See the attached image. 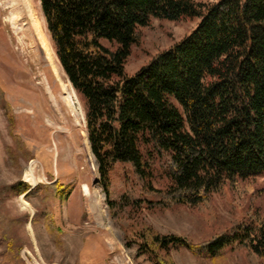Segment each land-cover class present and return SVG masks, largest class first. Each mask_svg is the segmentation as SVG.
Wrapping results in <instances>:
<instances>
[{"label": "trees", "instance_id": "trees-1", "mask_svg": "<svg viewBox=\"0 0 264 264\" xmlns=\"http://www.w3.org/2000/svg\"><path fill=\"white\" fill-rule=\"evenodd\" d=\"M40 8L59 66L83 102L99 185L124 246H136L151 264H173L168 253L174 249L211 264H226L228 252L244 250L250 264H264V217L256 210L198 244L159 234L138 218L143 209L176 206L210 217L213 194L264 175V0H40ZM153 19L198 23L128 75L125 63L141 44L140 29ZM1 106L15 144L6 148L8 162L29 160L12 134L10 106ZM118 165L130 169L132 180L116 196ZM157 175L164 187L152 186ZM4 189L41 203L69 195L57 182L28 191L18 181ZM41 212L59 243L49 212ZM14 223L0 210L2 238L11 249L14 236H6V227Z\"/></svg>", "mask_w": 264, "mask_h": 264}, {"label": "rangeland", "instance_id": "rangeland-1", "mask_svg": "<svg viewBox=\"0 0 264 264\" xmlns=\"http://www.w3.org/2000/svg\"><path fill=\"white\" fill-rule=\"evenodd\" d=\"M6 3L7 0H0V210L16 223L6 227V236H14L12 249L2 238L0 229V264H151L145 256L137 255L136 246H124L123 233L109 215L99 185L97 165L95 163L94 167L89 161L91 152L86 143L85 116L84 121L79 118L77 124L62 101L63 97L70 96L77 112L84 115L83 102L55 57L40 0H31V6L51 59L60 68L58 79L44 59L29 20L23 15L14 19V27L20 29L15 31ZM197 23V19L178 22L151 20L148 27L140 29L141 44L132 48L125 63L126 73L133 75L153 56L187 36ZM45 91L51 92L57 107H52ZM1 101L10 106L14 122L12 134L28 152L29 160L19 158L12 163L7 160L6 148L14 149L15 144L7 129ZM47 119H50L49 124L45 122ZM115 173L118 181L113 180V188L118 196L127 189L125 185L132 180V173L128 167L120 165L115 166ZM18 181L25 183L28 191L37 184L57 182L63 194L69 192V195L62 200L55 194L49 201L41 203L34 197H25V193L19 194V189H4ZM166 183L159 175L151 180L154 188L164 187ZM84 184L91 192L93 186L97 187L111 230L100 225L91 214L89 199L82 191ZM135 190L138 192L137 187ZM211 205V219H206L210 218L206 217L207 214L204 216L184 206L143 209L138 218L159 234H174L192 243H201L228 230L235 221L247 219L251 211L256 210L264 217V175L238 182L235 186L225 185L212 195ZM43 208L49 212L54 230L60 232L59 243L45 229ZM4 251L7 252L6 258ZM168 257L173 264H211L184 249L171 250ZM225 263L250 264L244 250L228 252Z\"/></svg>", "mask_w": 264, "mask_h": 264}, {"label": "bare ground", "instance_id": "bare-ground-1", "mask_svg": "<svg viewBox=\"0 0 264 264\" xmlns=\"http://www.w3.org/2000/svg\"><path fill=\"white\" fill-rule=\"evenodd\" d=\"M6 5L8 6L9 9V14L12 17L11 19V23L14 27V21L20 17V16H24L26 17L29 22L31 27L34 29V33L36 36V40L38 42V44L40 45V48L43 52L44 55V59H46V61H48V65H50L51 71L53 76L58 79L61 76V72H60V68L57 66V64L55 65L54 62L51 59V55H50V51L47 48L46 45V39L42 33V31L40 30V27L38 26V22L34 16L33 10H32V6H31V0H7ZM15 19V20H14ZM16 22V21H15ZM15 31L16 30H20L18 27H14ZM29 30V29H28ZM22 41V40H21ZM33 81V80H32ZM30 84V82H29ZM31 85V84H30ZM36 87H40L39 84H35ZM27 92V91H26ZM73 92V90H72ZM31 93V92H30ZM45 94H47L48 99L51 101V105L52 107H57V103L55 98L51 95L50 91H45ZM62 101L65 103V105L68 107L73 120L78 124L79 122V118H81L84 121V115L83 113H79L77 112L76 108H75V103L73 101V99L70 96H66L63 97ZM46 123L49 124L50 119H47L45 121ZM87 146H88V142ZM89 150V149H88ZM89 161L91 163V165H94V167H96L95 162L93 161V158L91 157V154L89 153ZM91 167V166H90ZM82 191L83 194L85 196H87L89 199V208L91 210V214H93L94 218L97 219V221L99 222L100 225H103L104 228H106L107 230H111V226H110V221L107 219V215L106 212L103 211L102 206H101V202H100V196H99V191L97 190L96 186H93L92 188V192L89 191V189L87 188V186L84 184L82 186Z\"/></svg>", "mask_w": 264, "mask_h": 264}]
</instances>
